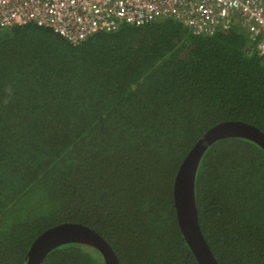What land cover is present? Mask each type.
Segmentation results:
<instances>
[{"label": "trees", "instance_id": "trees-1", "mask_svg": "<svg viewBox=\"0 0 264 264\" xmlns=\"http://www.w3.org/2000/svg\"><path fill=\"white\" fill-rule=\"evenodd\" d=\"M240 28L194 35L162 19L73 45L52 29L0 31V264H27L51 227L98 231L120 264H198L174 205L199 139L232 120L264 132V59ZM219 264H264V150L215 143L196 179ZM43 264H104L71 244Z\"/></svg>", "mask_w": 264, "mask_h": 264}, {"label": "built area", "instance_id": "built-area-1", "mask_svg": "<svg viewBox=\"0 0 264 264\" xmlns=\"http://www.w3.org/2000/svg\"><path fill=\"white\" fill-rule=\"evenodd\" d=\"M162 19L207 37L240 28L249 39L246 53L264 59V0H0V31L37 25L73 45Z\"/></svg>", "mask_w": 264, "mask_h": 264}, {"label": "water", "instance_id": "water-1", "mask_svg": "<svg viewBox=\"0 0 264 264\" xmlns=\"http://www.w3.org/2000/svg\"><path fill=\"white\" fill-rule=\"evenodd\" d=\"M240 138L264 150V132L251 123L225 121L210 128L193 146L182 162L174 182V205L181 233L198 264H219L201 229L196 200V179L206 152L224 139ZM77 244L96 249L104 264H120L115 250L95 229L81 223L67 222L49 228L32 244L27 264H43L55 249Z\"/></svg>", "mask_w": 264, "mask_h": 264}, {"label": "rangeland", "instance_id": "rangeland-1", "mask_svg": "<svg viewBox=\"0 0 264 264\" xmlns=\"http://www.w3.org/2000/svg\"><path fill=\"white\" fill-rule=\"evenodd\" d=\"M88 249H91V250H93V251H95V252H96V249H94V248L88 247Z\"/></svg>", "mask_w": 264, "mask_h": 264}]
</instances>
